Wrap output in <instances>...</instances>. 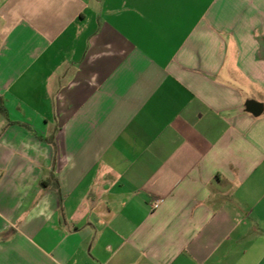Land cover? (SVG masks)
<instances>
[{
    "label": "crops",
    "instance_id": "1",
    "mask_svg": "<svg viewBox=\"0 0 264 264\" xmlns=\"http://www.w3.org/2000/svg\"><path fill=\"white\" fill-rule=\"evenodd\" d=\"M253 102L264 0H0V264H264Z\"/></svg>",
    "mask_w": 264,
    "mask_h": 264
},
{
    "label": "water",
    "instance_id": "2",
    "mask_svg": "<svg viewBox=\"0 0 264 264\" xmlns=\"http://www.w3.org/2000/svg\"><path fill=\"white\" fill-rule=\"evenodd\" d=\"M249 108L255 115H260L264 111V105L258 102L251 103Z\"/></svg>",
    "mask_w": 264,
    "mask_h": 264
},
{
    "label": "built area",
    "instance_id": "3",
    "mask_svg": "<svg viewBox=\"0 0 264 264\" xmlns=\"http://www.w3.org/2000/svg\"><path fill=\"white\" fill-rule=\"evenodd\" d=\"M159 205V201H155L154 206H158Z\"/></svg>",
    "mask_w": 264,
    "mask_h": 264
}]
</instances>
